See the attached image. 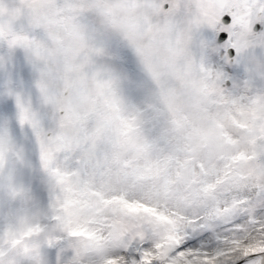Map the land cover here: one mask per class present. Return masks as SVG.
I'll use <instances>...</instances> for the list:
<instances>
[{
    "label": "snow or ice",
    "instance_id": "snow-or-ice-1",
    "mask_svg": "<svg viewBox=\"0 0 264 264\" xmlns=\"http://www.w3.org/2000/svg\"><path fill=\"white\" fill-rule=\"evenodd\" d=\"M0 264H264V0H0Z\"/></svg>",
    "mask_w": 264,
    "mask_h": 264
}]
</instances>
